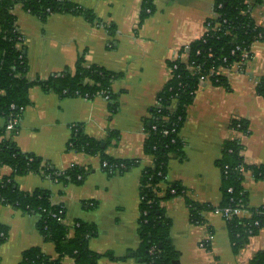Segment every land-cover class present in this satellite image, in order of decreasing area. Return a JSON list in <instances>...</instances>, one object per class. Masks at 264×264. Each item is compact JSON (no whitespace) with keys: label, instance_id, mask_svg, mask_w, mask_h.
Instances as JSON below:
<instances>
[{"label":"crops","instance_id":"0c3cea01","mask_svg":"<svg viewBox=\"0 0 264 264\" xmlns=\"http://www.w3.org/2000/svg\"><path fill=\"white\" fill-rule=\"evenodd\" d=\"M65 1L92 17L70 12L43 20L19 5L12 10L25 43L27 79L75 76L82 60L86 71L97 67L111 74L117 109H112L104 94L90 99L33 86L13 133H2L7 120L0 115V144L11 136L22 153L41 160L42 168L16 175L10 166L0 165V181L13 178L25 193L49 191L52 203L64 206V223L71 236L76 222L94 225L96 235L88 247L98 255L97 264H145L137 252L141 180L144 170L154 167V158L145 149L148 124L158 94L171 79L169 63L207 33L208 22L217 17L218 0H153V13L143 21L144 0ZM250 15L264 29V1L253 4ZM222 73L226 85H214L209 78L200 83L179 132L183 156L174 154L168 161L167 182L186 191L185 196L160 203L171 222L170 237L179 254L174 264H264L260 261L264 225L235 252L227 222L214 209L224 201L220 161L227 144L243 146L242 157L248 166H264V99L256 89L264 79V41L253 45L252 58L244 69L235 64ZM85 78L84 85H93ZM75 125L100 145L101 152L91 155L71 148ZM103 158L138 165L110 175L102 169ZM45 166L60 172L77 166L88 174L80 184H65L48 177ZM243 186L248 206L263 207L264 181L248 172ZM160 188L163 198L166 186ZM191 204L208 208L202 213L204 223H192ZM243 216L251 217L249 213ZM0 231L6 236L0 244V264H21L24 254L33 249L59 258L55 245L41 235L38 217L2 200ZM61 264L78 263L65 256Z\"/></svg>","mask_w":264,"mask_h":264},{"label":"trees","instance_id":"16d2710c","mask_svg":"<svg viewBox=\"0 0 264 264\" xmlns=\"http://www.w3.org/2000/svg\"><path fill=\"white\" fill-rule=\"evenodd\" d=\"M249 1L260 5L264 0H218L214 9L217 17L208 22L207 33L180 53V56L187 54V63L179 58L169 63L171 79L158 94L157 102L161 103V107L153 108L147 128L145 149L146 153L154 158V167L145 169L141 180V245L137 252V256L142 258L145 264H174L179 258L170 237L171 222L165 217L160 203L162 199L185 196L186 191L176 183L167 182L168 161L171 155L183 156V142L179 138V132L185 124L187 109L196 96L201 78H209L214 85H226L222 70L229 69L234 64H239L244 69L252 58L253 45L264 41V29L253 21L250 15L253 4ZM18 5L43 20L55 13L70 12L92 17L88 11L85 12L65 0H0V115L7 120L2 133H7L6 127L10 120L22 117L21 109L28 105L29 91L36 85H41L46 90L58 91L65 96L91 99L99 93L104 94L111 100L112 109L116 110L117 104L111 92V74L97 67L86 71L82 60L78 62L75 76H55L48 81L31 82L27 79L25 43L12 14V10ZM142 13V21L153 13V0H144ZM217 25L219 28L216 29ZM237 47L240 50L232 54ZM244 53L248 58H244ZM189 66L198 67L200 71L192 72L188 69ZM85 77H89L93 85H84ZM256 89L258 95L264 99V79L258 81ZM12 105L15 109L11 108ZM166 131L169 132L168 135H165ZM71 148L91 155L101 152L100 145L87 136L80 125L73 126ZM242 151L243 146L237 142L227 144L224 149L220 161L224 201L221 206L214 208L215 211L238 208L251 215L225 218L235 252L256 236L264 225V206L258 209L250 208L243 186L245 174L248 172H251L256 180L264 181V166L245 164ZM41 163L38 157L22 153L11 136L0 144V165L10 166L16 175L36 173L42 168ZM135 165H138L135 161L109 158L102 160V169L110 175ZM44 173L51 179L65 184H80L88 174L84 168L77 166L65 172L45 166ZM161 184L166 186L163 198L159 196ZM0 200L24 213L37 216L41 235L55 245L59 254V258L54 260L33 249L24 254L21 264H61L65 256L73 257L78 264H97L98 255L88 247L89 240L96 235V227L76 222L71 236V229L64 223V206L54 205L49 191L40 189L25 193L15 185L13 178H10L0 181ZM190 208L192 223H204L202 213L208 208L195 204H191ZM5 237L0 231V244ZM260 255V261L264 263V252Z\"/></svg>","mask_w":264,"mask_h":264},{"label":"built area","instance_id":"2783aa9c","mask_svg":"<svg viewBox=\"0 0 264 264\" xmlns=\"http://www.w3.org/2000/svg\"><path fill=\"white\" fill-rule=\"evenodd\" d=\"M219 28V25L216 26V29ZM188 48V47H187ZM240 50L239 47L236 48V50H234L232 52V54H234L236 51ZM177 58L179 59H182L185 63H187V54H184V55H179ZM244 58H248V55L246 53H244ZM235 65V64H234ZM188 69L192 72H199L200 69L198 67H193V66H189ZM207 80L206 77L204 78H201V82L202 81H205ZM156 107L160 108L161 107V103L160 102H157L156 104ZM12 109H15V106L12 105L11 106ZM24 108L21 109V111L23 112ZM20 119L21 118H15V119H12L9 121L6 129H7V132H11L15 127H17L20 123ZM155 129V127H154ZM168 131L165 132V135H168ZM242 171V170H241ZM79 179H81V177H79ZM232 189L229 190V192H231ZM217 212H219L220 214H222V216L226 219H230L232 218L233 216H237V217H242V215L245 213V211L241 210V209H238V208H235V209H232V208H225L224 210H218ZM207 244H204V246H206Z\"/></svg>","mask_w":264,"mask_h":264}]
</instances>
